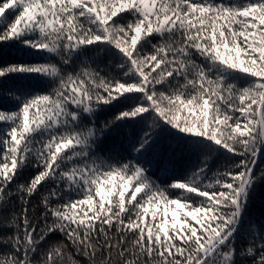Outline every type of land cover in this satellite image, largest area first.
Returning <instances> with one entry per match:
<instances>
[{
  "label": "snow or ice",
  "instance_id": "snow-or-ice-1",
  "mask_svg": "<svg viewBox=\"0 0 264 264\" xmlns=\"http://www.w3.org/2000/svg\"><path fill=\"white\" fill-rule=\"evenodd\" d=\"M0 264H264V0H0Z\"/></svg>",
  "mask_w": 264,
  "mask_h": 264
}]
</instances>
